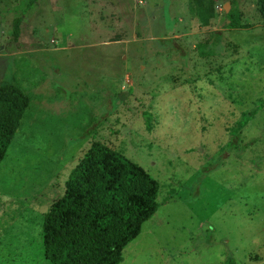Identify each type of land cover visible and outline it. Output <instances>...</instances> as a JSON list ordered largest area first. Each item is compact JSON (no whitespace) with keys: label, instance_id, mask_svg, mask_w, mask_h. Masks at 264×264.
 Here are the masks:
<instances>
[{"label":"rangeland","instance_id":"1","mask_svg":"<svg viewBox=\"0 0 264 264\" xmlns=\"http://www.w3.org/2000/svg\"><path fill=\"white\" fill-rule=\"evenodd\" d=\"M209 2L200 26L193 0H0V81L30 99L0 165V264H52L45 214L95 141L160 183L119 264H264V0Z\"/></svg>","mask_w":264,"mask_h":264},{"label":"trees","instance_id":"2","mask_svg":"<svg viewBox=\"0 0 264 264\" xmlns=\"http://www.w3.org/2000/svg\"><path fill=\"white\" fill-rule=\"evenodd\" d=\"M200 26L215 12L209 0H193ZM21 19L14 20L19 35ZM30 103L12 81H0V165ZM94 133L93 129L86 133ZM159 181L120 150L95 141L71 171L62 197L43 224L44 254L52 264H119L123 250L160 206ZM226 264H233L231 259Z\"/></svg>","mask_w":264,"mask_h":264},{"label":"water","instance_id":"3","mask_svg":"<svg viewBox=\"0 0 264 264\" xmlns=\"http://www.w3.org/2000/svg\"><path fill=\"white\" fill-rule=\"evenodd\" d=\"M229 8H230V4H229V3H226V5H225V9H226V11H228Z\"/></svg>","mask_w":264,"mask_h":264}]
</instances>
